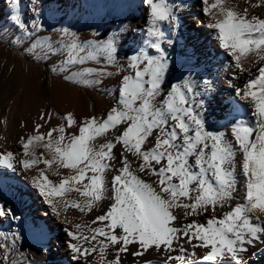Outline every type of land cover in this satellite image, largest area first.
Segmentation results:
<instances>
[{"label":"snow or ice","instance_id":"obj_1","mask_svg":"<svg viewBox=\"0 0 264 264\" xmlns=\"http://www.w3.org/2000/svg\"><path fill=\"white\" fill-rule=\"evenodd\" d=\"M201 2L209 17L204 26L217 32L219 46L232 57L235 69L249 71L242 63L248 54H253L254 63L264 61V18L249 15V9L264 6V0H245L248 7L242 11L231 0ZM21 3L11 0L15 6V14L9 13L13 25L22 35L43 31L44 24L39 20L42 0H30L33 17H25ZM142 3L149 9L147 40L144 47L126 56V64L119 62L123 41L120 28L95 43L78 42L74 33L62 30L72 36L63 53L65 64L96 61L115 64L124 73L108 112L82 120L71 112H41L42 123L34 125V134L20 138L22 153L0 154V168L27 172L41 163L45 165L33 177V183L52 213L60 217L63 212V222L71 225L64 229L65 246L75 264H122V254L143 257L150 250L163 255L164 264H188L184 244L207 249L202 262L222 264L230 260L232 264H244L246 257L257 254L252 249L264 245V221L251 215L257 209L264 212V64L243 87L229 85L239 101L249 104L254 118L252 122L232 123L234 146L224 133L207 127L203 115L207 100L198 89L203 84L210 98L211 82L197 81L191 73L179 83L167 81L173 66L168 49L174 46V40L160 25L177 26V10L167 0ZM49 54L57 52L50 49ZM91 73H96V78L86 79ZM112 75L102 68H85L65 79L79 78V82L96 87L103 77ZM54 115L61 123L41 132ZM36 147L45 149L51 158H45L44 153L37 157ZM237 149L242 153V182L236 174ZM60 168L72 174L65 176ZM47 169L61 179L50 180ZM241 189L243 202L233 206L231 202ZM73 191L82 199H68L67 193ZM103 201L111 203L91 221L95 227L74 223L66 215L68 208L91 213ZM224 208L229 210L217 215ZM176 210H181L184 222ZM6 216L19 219L0 202V218ZM201 216L205 221L198 219ZM0 236L11 241L0 243V264H25L12 258L21 236ZM132 245L135 251H131ZM93 254L96 256L89 260Z\"/></svg>","mask_w":264,"mask_h":264},{"label":"bare ground","instance_id":"obj_2","mask_svg":"<svg viewBox=\"0 0 264 264\" xmlns=\"http://www.w3.org/2000/svg\"><path fill=\"white\" fill-rule=\"evenodd\" d=\"M167 2L177 10L179 17L177 26L169 27L166 23L160 25L161 30L174 40V46L168 49L173 66L167 75V81L179 83L184 76L191 73L197 81L211 82L210 98L204 92L203 84L198 89L204 93L202 98L207 100V110L203 113L207 127L211 131L224 133L225 138L235 146L231 136L232 123L252 122L254 118L249 104L239 101L234 95V88L229 85L243 87L257 75V68L260 64H264V61L260 64L254 63L253 54H248L247 58H242V63L249 71L239 72L233 66L232 57L219 46L217 32L204 26L209 21V17L203 12L204 5L201 0H167ZM211 2L212 0H209V3ZM231 2L241 11L248 7L245 0H231ZM32 7L30 0H22L20 10L25 17H33ZM14 9L11 0H0V49L3 53V63H0V154H5L7 151L22 153L20 138L34 134V125L42 123L39 119L41 112L61 115L71 112L82 120L93 115H105L115 103L118 81L124 73L119 72L115 64L105 65L96 61H88L84 65L65 64L66 55L63 53L72 36L65 35L63 29L74 33L78 42L95 43L114 34V30L120 28L123 41L119 50V62L126 64V56L133 54L132 50L145 46L149 20V9L142 0H42L39 20L43 22L44 30L22 35L13 25L9 15L10 12L15 14ZM252 14L264 18V6L250 8L249 15ZM28 22L32 23L31 20ZM187 22L195 23L198 29L190 37L185 38ZM96 33L99 35L97 36ZM50 49H55L57 54L50 55ZM31 53L41 57L52 71L57 69L53 71L55 78L50 82V95L47 99H43L39 91V77L31 62L34 59ZM69 68L70 71H60ZM85 68H102L113 75L103 77V82L96 87L79 82V78L65 79L66 75L83 71ZM85 78L94 80L96 73L86 74ZM60 123V119L54 115L49 125L41 128L40 131L46 132L47 127H55ZM68 131L74 132L76 129ZM254 136L255 133L253 138ZM41 153H44L45 158H51V154L45 149L36 147L35 155L38 157ZM241 160L242 153L237 149L236 174L238 181L242 182ZM55 167L56 165H53V168ZM44 168L45 165L42 163L27 172H13L0 168V202L10 207L19 217V219L7 216L0 218V233H18L21 236L12 258L23 260L25 264L29 262L30 264H75L65 246L67 237L64 229L71 225L63 222V212L60 217L52 213L33 183V177L38 176L39 169ZM59 171L65 176L72 174L69 169L60 168ZM46 175L54 182L61 179V176L52 174V169H47ZM235 195L236 199L231 202L233 206L243 202V190ZM67 198L82 199L75 191L67 193ZM110 203L111 201H103L99 209L88 214L68 208L66 215L74 223L95 227L96 225H91V221L103 214ZM228 210V208L221 209L217 215ZM176 211L181 212V210ZM251 215L264 221V212L259 209L254 210ZM198 219L203 222L206 217L201 216ZM181 221L184 222L182 212ZM10 242V239L5 241L0 236V243ZM59 243L62 244L61 249L51 248L53 244L58 246ZM184 247L188 249V264H217V262L201 261L207 249L193 248L190 244H184ZM130 249L135 251L136 246L132 245ZM251 251L257 254L246 257L244 264H264V245H258ZM193 252L195 255H192ZM2 255L3 252L0 251V256ZM95 256L96 254H93L88 259L91 260ZM122 257V264H148V262L164 264V256L151 250L143 257H133L130 252L122 254ZM108 258L111 259L112 256ZM222 264H232V262L224 260Z\"/></svg>","mask_w":264,"mask_h":264},{"label":"rangeland","instance_id":"obj_3","mask_svg":"<svg viewBox=\"0 0 264 264\" xmlns=\"http://www.w3.org/2000/svg\"><path fill=\"white\" fill-rule=\"evenodd\" d=\"M187 24H188V27H186L185 29L186 32L184 33L185 38L190 37L191 34H193V32L196 29H198L195 23L187 22ZM31 55H33L34 57L33 61L31 60V62L33 64L35 72L38 73L37 75L39 77V91L42 95V98L47 99L50 95V82L52 79L55 78V75L52 71V68L47 67V65L44 63V60L41 57H39L36 53H31ZM0 63H3V53L1 49H0ZM54 247L61 249L62 244L59 243L58 246L53 244L51 246V248H54Z\"/></svg>","mask_w":264,"mask_h":264}]
</instances>
